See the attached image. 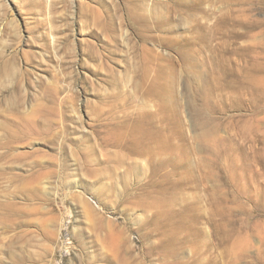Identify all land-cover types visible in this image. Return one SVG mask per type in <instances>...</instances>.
Here are the masks:
<instances>
[{"label": "rangeland", "instance_id": "rangeland-1", "mask_svg": "<svg viewBox=\"0 0 264 264\" xmlns=\"http://www.w3.org/2000/svg\"><path fill=\"white\" fill-rule=\"evenodd\" d=\"M0 264H264V0H0Z\"/></svg>", "mask_w": 264, "mask_h": 264}]
</instances>
